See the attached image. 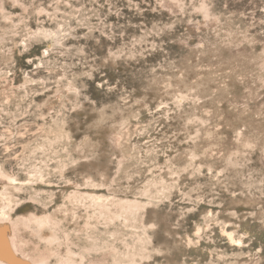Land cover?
<instances>
[{"label": "rangeland", "instance_id": "1", "mask_svg": "<svg viewBox=\"0 0 264 264\" xmlns=\"http://www.w3.org/2000/svg\"><path fill=\"white\" fill-rule=\"evenodd\" d=\"M0 261L264 264V0H0Z\"/></svg>", "mask_w": 264, "mask_h": 264}, {"label": "bare ground", "instance_id": "2", "mask_svg": "<svg viewBox=\"0 0 264 264\" xmlns=\"http://www.w3.org/2000/svg\"><path fill=\"white\" fill-rule=\"evenodd\" d=\"M21 254H22V253H21ZM23 256H25V255H23ZM33 262H35V261H33ZM0 264H4V263L0 261ZM5 264H6V263H5Z\"/></svg>", "mask_w": 264, "mask_h": 264}]
</instances>
